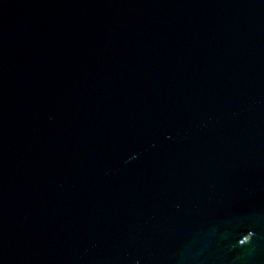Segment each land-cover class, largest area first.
Returning <instances> with one entry per match:
<instances>
[{
	"label": "water",
	"instance_id": "obj_1",
	"mask_svg": "<svg viewBox=\"0 0 264 264\" xmlns=\"http://www.w3.org/2000/svg\"><path fill=\"white\" fill-rule=\"evenodd\" d=\"M0 264H264V0H0Z\"/></svg>",
	"mask_w": 264,
	"mask_h": 264
}]
</instances>
